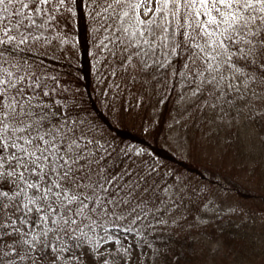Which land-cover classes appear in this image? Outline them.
<instances>
[{"label": "snow or ice", "instance_id": "snow-or-ice-1", "mask_svg": "<svg viewBox=\"0 0 264 264\" xmlns=\"http://www.w3.org/2000/svg\"><path fill=\"white\" fill-rule=\"evenodd\" d=\"M77 2L0 0V264H115L129 237L155 264L182 197L65 95L52 62ZM85 2L113 77L168 83L233 125L264 96V0Z\"/></svg>", "mask_w": 264, "mask_h": 264}, {"label": "trees", "instance_id": "trees-1", "mask_svg": "<svg viewBox=\"0 0 264 264\" xmlns=\"http://www.w3.org/2000/svg\"><path fill=\"white\" fill-rule=\"evenodd\" d=\"M73 9L61 28L68 43L60 46L59 62H52L61 86L69 90L65 95L84 110L96 135L120 147L142 149L137 161L154 167L161 187L175 189L182 197H173L180 206L169 219L182 217L167 241L170 250L155 264L264 261V115L252 118V112L243 109L233 125L228 119L220 121L210 110L201 112L196 106L199 101L180 100L178 90L170 92L168 83L149 88L113 77L105 53L96 46L98 26L89 16L85 0H78ZM256 107L264 108V96ZM173 126L182 129L186 138L216 148L219 161L195 160L190 153L174 148L170 140ZM215 187L238 196L245 203L240 206L242 212H219L197 220L193 211L206 205ZM130 242L131 257L115 264H153L148 249H144L148 254L142 255L133 237L123 241L125 245ZM156 245L164 251L161 241ZM108 247L115 249L116 245Z\"/></svg>", "mask_w": 264, "mask_h": 264}, {"label": "rangeland", "instance_id": "rangeland-1", "mask_svg": "<svg viewBox=\"0 0 264 264\" xmlns=\"http://www.w3.org/2000/svg\"><path fill=\"white\" fill-rule=\"evenodd\" d=\"M61 28H63V25H61ZM257 110L264 112V108L256 107L254 109H249V111L251 112H254V111L256 112ZM246 112H243V113L245 114ZM173 123H174V120L170 123V125H172ZM237 123L238 124L241 123V120H239ZM170 134H171L170 140H171L172 146L174 148H177L180 152L190 153L192 157H195L194 158L195 160L206 158L209 161H212L214 163H217L219 161L218 156H217L218 153L215 150L216 148L211 149V146H209V144L204 143L201 140L196 139L194 137H193V140L186 138L182 129L179 130L177 126H173L171 128ZM226 167H230V166L227 165ZM171 192L172 190H169V193ZM239 200L240 198L238 196L236 195L232 196L224 192V190L218 187H215L214 191L211 193V195L206 200L205 202L206 205H202V204L199 205L198 209L193 212H195L194 214L197 215V220H200V219L203 220L205 219V217L212 216L214 213H219V212H223V213H231V212L234 213L235 212L237 214H240L242 212L240 209V206L245 203H242ZM190 210L191 209L188 206L186 211L190 212ZM181 217L182 215L178 216L177 220H181ZM256 264H264V261L261 259Z\"/></svg>", "mask_w": 264, "mask_h": 264}]
</instances>
